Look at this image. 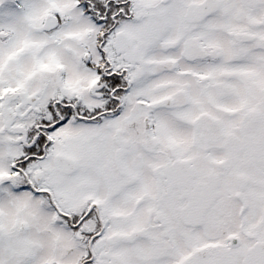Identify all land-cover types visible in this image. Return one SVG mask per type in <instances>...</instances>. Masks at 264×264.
I'll return each mask as SVG.
<instances>
[{"label": "snow or ice", "instance_id": "6c2138e0", "mask_svg": "<svg viewBox=\"0 0 264 264\" xmlns=\"http://www.w3.org/2000/svg\"><path fill=\"white\" fill-rule=\"evenodd\" d=\"M0 264H264V0H0Z\"/></svg>", "mask_w": 264, "mask_h": 264}]
</instances>
